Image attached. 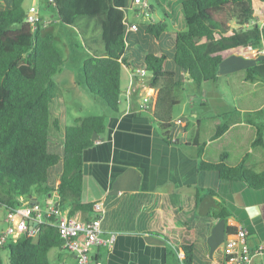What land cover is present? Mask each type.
<instances>
[{
	"label": "trees",
	"instance_id": "obj_1",
	"mask_svg": "<svg viewBox=\"0 0 264 264\" xmlns=\"http://www.w3.org/2000/svg\"><path fill=\"white\" fill-rule=\"evenodd\" d=\"M4 1L0 7V205L13 211L21 205V197L56 191L57 204L67 216H95L96 201L83 199V153L93 146L96 136L105 132L106 118H76L64 128L62 151L50 150L51 128L61 129L59 120L51 119V103L58 96L55 76L61 72L63 57L55 34L42 31V16L32 29L26 20L25 0ZM49 2L62 22L78 27L83 36L91 33V54L83 66L85 85L111 110L120 109L124 65L151 74L149 83L157 90L155 118L163 138L170 143L178 142L172 140L173 110L179 103L174 91L184 85L185 77L197 85L216 81L226 53L256 51L264 38L254 0H180L185 27L176 30L173 51L147 52L143 62L137 64L127 53L129 36L123 9L131 0ZM167 6L172 8L171 3ZM143 24L145 32L156 40L170 29L166 20ZM168 58L188 76L179 77L178 72L168 69ZM225 77L234 103L217 115L197 119L193 144L198 169L217 171L223 179L244 181L260 189L264 187V169L257 171L255 167L264 164V55H256L255 60ZM59 162L62 172L55 186L50 176ZM160 234L184 252V264H193L194 228L170 227ZM5 248L10 264H51L49 252L63 249V239L58 228L41 224L36 235L27 232L16 242L0 245V264H4Z\"/></svg>",
	"mask_w": 264,
	"mask_h": 264
},
{
	"label": "crops",
	"instance_id": "obj_2",
	"mask_svg": "<svg viewBox=\"0 0 264 264\" xmlns=\"http://www.w3.org/2000/svg\"><path fill=\"white\" fill-rule=\"evenodd\" d=\"M156 4L149 2L147 9L135 8L132 18L127 11L128 23L137 26L128 35L127 50H142L139 55L133 52L132 63L141 64L147 52L170 54L173 51L175 32L179 29L176 21L173 20L170 29L158 40L145 32L144 22L172 21L158 1ZM4 5L5 1L0 0V7ZM47 19L52 21L50 16ZM256 20L264 26V17L260 19L257 15ZM253 53L228 52L222 65L224 76L255 60ZM170 59H167L170 70L188 75ZM132 71L123 66V89ZM147 75L138 77V91L148 90L145 83L149 84L151 74ZM185 80L195 83L189 77ZM229 90L231 92L230 87ZM174 95L179 102L176 90ZM192 115L195 129L199 117H208L199 115L198 111H192ZM103 116L107 123L105 132L96 136L93 146L83 153V199L104 203V235L114 233L116 238L111 246L93 249L91 254L95 260L103 264H184V252L160 234L170 227L194 228L193 264H213L220 259L225 241L239 226L248 229L247 240L253 249L264 245V187L254 189L244 181L223 179L217 171H200L194 137L190 140L186 136L189 121L174 116V136L178 142L170 143L163 138L155 110L126 112L125 106L120 104L119 111L110 109ZM177 119L182 120L180 128L174 125ZM52 138L51 143L62 149L63 134ZM255 169L263 170L264 164ZM52 171L50 182L57 186L62 168L53 167ZM52 195L57 197L58 193L54 191ZM93 214L80 217L90 219ZM56 257L58 264H71L75 260L74 254L65 249H60ZM253 264H264V251L254 258Z\"/></svg>",
	"mask_w": 264,
	"mask_h": 264
},
{
	"label": "rangeland",
	"instance_id": "obj_3",
	"mask_svg": "<svg viewBox=\"0 0 264 264\" xmlns=\"http://www.w3.org/2000/svg\"><path fill=\"white\" fill-rule=\"evenodd\" d=\"M157 1L160 3L162 9H164L163 11L171 16L170 19L172 21L167 20L169 26L171 27V23L174 20L178 24V28L183 29L185 27V19L181 10L180 0H149L154 5H157ZM167 3H171L172 8H168ZM32 4L37 6L40 15L44 18L42 31L44 33L52 32L55 34V43L64 61L61 72L55 76V80L59 86L58 96L51 103V119L57 118L61 129L51 128L50 135L51 138L56 136L60 138L65 126L72 124L76 118L89 115H106L110 108L103 99L89 93L85 85L83 66L85 59L91 54L89 46L92 43L91 33L87 37L84 35V37L78 27L62 22L56 8L49 0H25L24 2L27 10ZM255 5L258 7L257 15L262 19L264 17V2L255 0ZM137 7L140 9L137 5L127 9L130 13V18H132V12H135L134 9ZM48 16L51 17V22L48 21ZM133 52L139 55L142 50H127L129 55H132ZM170 61L174 64L173 59H170ZM170 66L167 65L168 69H170ZM223 71V68L219 70L216 81L203 82L199 87L196 83L185 81L184 85L175 89L179 104L175 106L173 115L189 121L186 136L190 140L195 136L196 132L195 118L192 115V111H198V114L202 116H214L233 106L234 102ZM179 77L182 76L179 75ZM149 92L151 93L152 91ZM50 150L55 152L62 151L54 143H51ZM57 168H62L61 162L54 166V169ZM38 198L45 204V194H39ZM8 213L9 210L0 205V231H6L10 225ZM58 252H60L59 248H53L49 252L51 264H58L56 257ZM2 255L4 257V264H10L9 250L7 248L2 250Z\"/></svg>",
	"mask_w": 264,
	"mask_h": 264
},
{
	"label": "built area",
	"instance_id": "obj_4",
	"mask_svg": "<svg viewBox=\"0 0 264 264\" xmlns=\"http://www.w3.org/2000/svg\"><path fill=\"white\" fill-rule=\"evenodd\" d=\"M50 1L53 2V0ZM134 5L147 9L149 1L132 0L130 6L123 9L126 12V21L127 9L132 8ZM26 20L32 25V29H36L38 22L41 20V15L35 4H32L27 10ZM126 25V35L137 29L136 25H132L128 21ZM253 54H264V38L261 47ZM147 73L143 68L130 72L128 85L123 89L119 98V103L125 106L126 112L150 113L155 110L157 90L150 83H145V86L152 91L151 93L137 90L140 85L138 77H144ZM174 125L180 128L182 120H175ZM172 140L176 141V136H173ZM57 197L52 194L46 195L45 204L39 200L38 196L21 197V205L8 213L10 225L6 231L0 233V245H4L10 240L16 242L27 232L36 235L41 224H51L59 230L60 237L63 239V249L74 254L75 260L71 264H103L95 260L91 253L96 246H111L116 238L114 233H110L108 236L104 235L102 228V221L106 213L104 203L96 201L94 203L95 216L84 219L80 216H67L63 213L57 204ZM31 222L33 225L30 224ZM247 236L248 229L239 226L236 234L227 238L221 249L220 259L213 264H253L254 258L264 251V245L261 244L253 249L248 243Z\"/></svg>",
	"mask_w": 264,
	"mask_h": 264
},
{
	"label": "water",
	"instance_id": "obj_5",
	"mask_svg": "<svg viewBox=\"0 0 264 264\" xmlns=\"http://www.w3.org/2000/svg\"><path fill=\"white\" fill-rule=\"evenodd\" d=\"M30 224H31V225H33V223H32V222H31Z\"/></svg>",
	"mask_w": 264,
	"mask_h": 264
}]
</instances>
